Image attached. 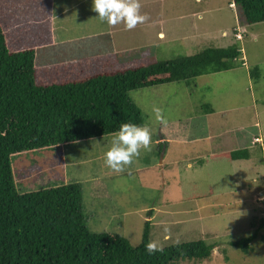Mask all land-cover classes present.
I'll return each mask as SVG.
<instances>
[{
  "label": "rangeland",
  "instance_id": "1",
  "mask_svg": "<svg viewBox=\"0 0 264 264\" xmlns=\"http://www.w3.org/2000/svg\"><path fill=\"white\" fill-rule=\"evenodd\" d=\"M61 2L70 4L76 2L77 7L69 10L67 16L66 14L60 16ZM229 2L233 1L217 0L209 2L210 5H204L202 2L197 7L200 18L195 15L183 20L186 31H181L180 40L168 43L167 47L163 43H158L150 50L153 53L152 58L168 60L184 54L190 55L206 47H225L236 43L241 49L240 58L244 59L243 65L190 79L187 92L181 91L180 80L172 84L142 87L131 90L128 94L140 109L142 117L144 116L143 125L135 132L141 140L146 139L144 134L148 131L145 129L146 126H151L153 130L151 133L158 135L159 124L163 118L172 122L176 118L182 119L185 115H193L195 111L213 108V113L204 117L208 119V136L212 138L218 135H233L237 130L247 137L259 136L257 141L261 143L250 149L255 159L241 161L239 165L234 166L230 158L224 154L210 156L211 152L219 151L216 148H220L222 143L199 137L204 127H199L200 123L196 122L197 126L190 127L188 132L190 138L196 136L198 138L196 142L185 147V152L191 151L193 145V151L208 153L202 152L198 155L193 163L194 169L186 170L189 171V175L177 177L175 171L174 175L169 167L165 166L166 184L169 185L164 194L160 187L158 190L154 187L143 190L138 188L137 183H141L140 177L145 180L143 173L145 171L137 170L116 176L117 178L111 179L119 184V187H115L120 191L117 195L116 209L112 210L115 197L111 194L112 199L105 201L108 209L99 210L98 206L92 209L94 224L87 219L90 230L118 233L125 236L132 246H136L141 241L144 212L146 210L147 214L149 209L155 208L150 223L152 247L195 240L214 244L209 257L203 260L187 258L171 264H264V21L240 24L239 9L237 10L238 7L236 8L234 3V7H230ZM164 3L165 0L161 2L162 5ZM7 4L9 3L1 1L0 14L6 11ZM210 7L214 10L205 11ZM67 8L69 9L68 6ZM15 9L22 10L18 7ZM96 9L98 12L93 13ZM113 9L115 6L110 5L109 0H54L55 18L50 32L54 43L36 49L34 53L36 64L52 66L72 63L98 56L94 54L99 52L102 54L101 47L103 52L108 51L107 42L98 41L99 38L94 35L102 27L94 22L96 19L94 15L112 14ZM28 12L25 11L23 14ZM87 12L93 13L89 19H85L88 16H84ZM6 13L2 20L6 21L7 25L26 31V21L23 18L12 20V8ZM79 16L84 19L78 20ZM233 26L243 29L244 36L242 32L234 38ZM222 31H226L227 35H222ZM200 32L208 34V42L197 38ZM27 33L33 36V32ZM102 38H106L105 35H102ZM112 51L121 58V50L113 46ZM253 69H256L254 74L251 73ZM196 119L203 122V116L200 114L196 115ZM74 146L75 144H70L67 147L76 151ZM47 150H49L47 153L44 150L11 158L12 175L18 191H34L75 181L70 174L72 171L75 173L76 166H70L71 170L68 164L77 162L80 158L72 156L67 150ZM176 152L177 150L173 152L174 156L182 154ZM48 158H54L52 166L47 165ZM199 160L202 162L199 163ZM184 164L185 162L178 163L181 173ZM90 165L91 169L82 165L79 170L81 172L90 170L95 173L96 167ZM40 169L42 171L37 172ZM81 185L85 188V184ZM129 186L131 188H128ZM189 195L195 197L192 199ZM129 196L132 202L129 201ZM187 196L188 201L185 200ZM180 197H183L184 201H180ZM162 204L163 212L159 213L157 211L161 210V207L158 205ZM142 205L148 208L135 213L134 209ZM125 211L130 212L123 214ZM106 214L114 215L109 218ZM148 219L150 218L146 220ZM250 234L253 236L248 251L245 252L240 247L230 244L231 241Z\"/></svg>",
  "mask_w": 264,
  "mask_h": 264
},
{
  "label": "trees",
  "instance_id": "2",
  "mask_svg": "<svg viewBox=\"0 0 264 264\" xmlns=\"http://www.w3.org/2000/svg\"><path fill=\"white\" fill-rule=\"evenodd\" d=\"M1 1L9 3L6 11L12 8V20L26 21V31L7 25L2 20L7 13L1 12L0 264H171L209 257L214 244L202 240L152 247L149 220H144L136 246L118 233L90 230L78 183L20 192L11 158L45 149L64 151L70 144L140 127L143 118L129 91L243 65L238 45L206 47L168 60L120 62L114 54H106L40 66L35 62L36 49L53 41L51 0ZM232 1L239 9L240 24L264 21V0ZM25 11L29 12L24 15ZM225 155L232 160L249 157L246 148ZM252 236L230 244L246 252Z\"/></svg>",
  "mask_w": 264,
  "mask_h": 264
},
{
  "label": "crops",
  "instance_id": "3",
  "mask_svg": "<svg viewBox=\"0 0 264 264\" xmlns=\"http://www.w3.org/2000/svg\"><path fill=\"white\" fill-rule=\"evenodd\" d=\"M109 1L110 5L115 6V9L112 10V14L103 13L102 15H94L96 17L94 22L98 26H102L99 28L100 30H98V32H96L94 35L99 38L98 41H105L108 44V51L103 52V47L100 48L103 55L114 54L118 61L128 62L133 59L135 61H141L142 59H146L148 57L152 58L153 53L150 49L151 47H156L158 43H163L164 46L167 47L168 43H174L175 41L180 40L181 31H186V29L183 27V20L189 16L195 15L200 18L201 15L197 14V7L199 6V4L203 2L204 5H210L209 2L217 0H165V3L163 5L161 4V2H163L164 0ZM230 3L231 2H229V4ZM61 6L62 9L60 12L62 13L60 15L62 16L66 14L67 16L69 10L72 11L73 8L77 7V3L75 2L74 4H70L67 2H61ZM67 6L69 7V9L67 8ZM230 7H234V5ZM53 9L54 0H51L50 15L52 19V29L53 19L55 17L53 14ZM213 10L214 8L211 7L205 9V11L207 12ZM95 12H98V9L94 10L93 13ZM93 13H84V16H88V18L85 19H89V17H91ZM80 19H84V17L82 18L81 16H79L78 20ZM235 28L237 29L236 33L238 35H241V33L244 32L243 29H240L237 26ZM221 34L225 36L227 35L226 31H222ZM102 35H105L106 38H102ZM197 38L201 40L204 39L208 42L207 33L200 32L197 35ZM52 39L54 40L53 37ZM51 43H54V41H52ZM113 46L115 49L121 50V58H118L114 51H112ZM196 52H193L191 54H194ZM102 54L99 52V54L94 55L101 56ZM124 59L130 60L125 61ZM172 83L173 82L163 84ZM180 88L182 92H187L189 88L188 81L182 80ZM201 103L206 104V102ZM213 110L214 109L211 108L209 111L206 110V112L203 110L197 112L195 111L193 113L195 117L193 115H185L184 118H176V120H173L172 122H169L167 118H163L162 122L159 124L158 135L156 133H151L153 131L150 128L151 126L145 127V129H148V131H145L144 133L146 135L145 140H141L140 138H138V133L135 134V132H138L140 127L143 125L142 123V125L137 128L114 132L107 136L96 139L94 138L89 141L74 143L76 151H73V148H68L67 151H69V153H72V156L80 158V160L77 162H70L68 166L70 169V166H76L75 173L74 171H72L70 175H72L73 179L75 180L73 182L78 183L81 188V208L86 218L87 226L88 218L91 223L94 224V220L92 219L94 213L92 212V209L95 206H98L99 210L108 209L105 201L112 199L111 194H114L115 197L112 210L116 209L118 199L117 195L120 191L116 190L115 187H119V184L111 180L117 178L116 176L125 173L130 174L136 172L137 170L145 171L143 172L145 180H143L139 176L141 183H137L138 188L140 190H143V188L147 189L150 187H154L156 190H158V188L160 187L164 194L167 185H169L166 184L165 166L169 167L171 173L174 174L173 171H175L178 174L177 177L179 175H189V171L186 170L189 168L194 169L193 163L198 155L202 152L208 153V151H193V145L191 146V151H187V153L185 152V147L191 143L196 142V139L198 138V136H196L195 138H190V134L188 132L190 127L197 126L198 122L200 123L199 127H204L205 130L202 131V134H200L199 137H206L208 141L210 139H214L219 143H222V146L220 148H216L219 151L211 152L210 156H215L218 154L225 155V153L227 152L246 148L248 149L249 157L246 159L237 160L230 159V161L233 162V165L237 166L241 163V161H248L253 158L255 159V155L251 153L250 149L252 148V146H255L257 144L252 142L253 138L259 136H254L253 138L249 136L247 137L244 133H241L238 130L236 131L237 133L233 135L225 134L218 135L217 137L212 136V138L211 136H208V119H205L204 117L208 114H212ZM197 114L203 116V122L196 119ZM142 118L144 121V116ZM204 120H206L207 123ZM224 131L225 130H223V132ZM45 150L46 151H43L46 153L49 152V150ZM173 150H177L176 154H182L179 156H174ZM28 153L40 152L31 151ZM159 156L160 158L158 159ZM69 160L73 161L71 158H69ZM47 162L48 166H52L54 163V158H48ZM180 162H185L182 167V173L178 168V163ZM201 162L202 160H199V163ZM90 164H93V166L96 167L95 173L90 170L86 172H81L79 170V167L82 165L91 169ZM41 171L42 169L38 170L37 172ZM175 182H177V180ZM81 184H85V188ZM128 188H131V186H129ZM189 197L193 199L195 195H189ZM179 199L180 201H184L183 197H180ZM185 200L188 201V196ZM129 201L132 202L130 196ZM161 201L163 202V198L161 199ZM134 204L135 203H133V205ZM158 206L161 207V210L157 212L162 213L164 204ZM147 208L148 207H144V205H142L139 206V208L134 209V211L135 213H137L141 210L144 211ZM154 209L155 208L149 209L147 211V214L145 213V210V217L143 220H146L149 217L150 219L148 220L150 221L149 223H151L152 213L155 212ZM126 212L130 211H125L122 213L125 214ZM196 212H198V207ZM113 215L114 214H106V216H108L109 218Z\"/></svg>",
  "mask_w": 264,
  "mask_h": 264
},
{
  "label": "built area",
  "instance_id": "4",
  "mask_svg": "<svg viewBox=\"0 0 264 264\" xmlns=\"http://www.w3.org/2000/svg\"><path fill=\"white\" fill-rule=\"evenodd\" d=\"M237 36H238V35H237ZM258 138H259V137H258ZM258 138H257V137H254L253 140L256 141V142H258V141H257ZM259 142H260V141H259Z\"/></svg>",
  "mask_w": 264,
  "mask_h": 264
},
{
  "label": "clouds",
  "instance_id": "5",
  "mask_svg": "<svg viewBox=\"0 0 264 264\" xmlns=\"http://www.w3.org/2000/svg\"><path fill=\"white\" fill-rule=\"evenodd\" d=\"M231 6H233V3H231ZM238 35V34H237ZM239 36V35H238Z\"/></svg>",
  "mask_w": 264,
  "mask_h": 264
}]
</instances>
